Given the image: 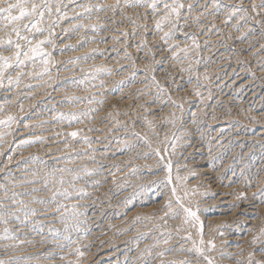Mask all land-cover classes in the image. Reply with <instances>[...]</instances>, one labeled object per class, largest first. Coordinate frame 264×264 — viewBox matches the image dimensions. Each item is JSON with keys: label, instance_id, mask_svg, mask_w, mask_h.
Segmentation results:
<instances>
[{"label": "rangeland", "instance_id": "374dc122", "mask_svg": "<svg viewBox=\"0 0 264 264\" xmlns=\"http://www.w3.org/2000/svg\"><path fill=\"white\" fill-rule=\"evenodd\" d=\"M115 2L116 0H110L109 4L108 0H49V3L53 7V15L51 17H48L47 14L45 15V20L42 22L43 24H41V26L45 28V32L39 35L40 37L46 36V39L51 38L53 40V44H44V46H47L49 47L48 49H50L44 52L50 53L52 56L55 52L69 54L73 48H80L81 46L88 47L89 44L95 42L105 45L104 48L92 50V52L89 50L87 54L85 53L81 56L68 58V60L64 62L53 60L48 65L43 64L42 60L50 59L52 56L36 57L34 60L27 59L25 60L24 64L19 66L16 65L15 61H13L12 63L14 65L4 72V86L0 88V115L4 116V114H7L5 115L6 118L10 114L12 116L14 115L16 118L14 124L26 122L31 116L47 117L48 115V117L53 118H49L50 121L48 124L53 126L62 125L64 127L65 125H69L73 122L85 124L89 123V129L93 130V134H95V132L97 134V130H99V132L98 136L94 137V139L88 138L86 140L82 139L81 136L72 138V136L68 133H63L64 135L61 134L64 136L62 144H66V148L60 149L59 146H56L53 147L51 151H45L46 147L44 146V148H40L41 152L38 149L44 144L42 141H32V143H22L17 145L16 141L18 139L16 134H6L2 139H0L2 140L0 141V204H3L4 210L7 211V215H5L4 218H8L7 224L0 222V259L8 260L10 257H13L16 264H47V261H49V256L58 257L59 255H65L66 253H69L71 256L75 255V261L72 264H91L88 259L89 254L93 251L92 248H95L94 245L97 240L99 238H103L104 242L108 243L110 246L113 245V247L116 248V253L114 255L116 264H145L144 261L147 260V257L148 264L149 262L150 264H154L155 261H158L157 264H161L160 258H157L158 256L155 257V255H157L159 252L165 251L166 248L168 249L169 247L175 249V247L172 246V244L174 245V241H176V239L181 240L185 238V232L187 234L186 229H182V227H176V229L180 228L182 230L177 232V230H174L173 226L169 224L170 221L175 220L171 218V213H182V210L179 208L180 205L174 201L176 197L174 198L172 195L173 193L171 192V189L176 188V191H178L175 193L177 194L175 196H178V193H180L181 198L183 197L182 203L184 206L191 207L194 209V211L198 210V215H202L204 217L209 216V212L211 211V208L205 207L207 202L210 203L212 199L218 197L217 194L215 195V193L214 195L213 193L210 195L206 193L208 197L205 196L206 194L202 196V194H200L198 191L201 189L200 186L203 185V180L202 178H198L199 182L196 183L195 187L190 189V196L188 197L187 195L185 198V193L187 192L186 185L188 181H193V175L191 176L189 173L192 172V168H199L200 163L202 162H205L206 166L210 167V170L213 173V175H211V172V174H205L206 176L203 175L205 180L213 179L212 182H217V184L219 183L221 187L225 185L226 187L222 188L231 190L232 192L230 191V194L232 193V195L235 194L234 190L237 187L240 188H237L239 190L244 189V187L245 189H250V187H254V184H259V191L257 190V193H254V196L251 195L250 198H255L257 196V200L256 198L254 200L257 201V203H264V126L262 125L264 124V70H261V63H264V49L261 48V45H264V35H261L259 26L255 25L254 21L244 23L239 18L232 19L231 21L224 23L225 18L227 21L228 13L231 11L230 8L223 7L219 11H215L212 7V4L210 3V0H199V6L194 8L192 15L196 16L203 12L204 14L200 16V23L197 24L193 22V20H189V26L183 27L182 31L177 32L173 39L170 40L167 45H165L161 41L160 37L164 32L169 31V27L165 24V27L163 26V31L157 32L155 29V20L158 18V16L151 14L150 9L123 8V12H121L120 9H117L115 12H113L111 9L106 7L107 5L114 4ZM169 2H171V0H169ZM219 2L223 5H232L239 3L240 0H219ZM255 2L259 3V0H255ZM120 3L123 7L124 0H120ZM184 3L185 5L188 3H196V0H184ZM243 3L245 7L247 6L250 8V0H243ZM204 4H208L209 6L206 10L202 7ZM86 6L90 7L91 10H86ZM100 6L105 7V10L100 12V10H98V7ZM55 8H59V12H57ZM160 8L162 10V5H160ZM78 9L82 10L80 14L75 12V10ZM145 12L148 13L147 18L144 17ZM62 14L63 16L68 14L64 16L67 19L64 17V19L60 18L62 17ZM128 17H131L135 23L129 22ZM53 20L58 21V23L53 28L54 35L49 37L47 29ZM24 23H28V21H24ZM141 23L143 25L145 24L146 28L139 27L142 25ZM181 24L183 25L184 21H181ZM79 25L85 26L78 27ZM238 27L239 30H237ZM8 31H10V29L7 31L0 30V37H4L6 39ZM134 32L139 34L133 35ZM125 33H127V35H124ZM186 33L195 34L197 42L199 43L198 49L192 47L193 41L190 38V35H185ZM24 34L28 35L30 38H36V35H38L37 33L33 34V32H27ZM12 38L14 40L16 39L14 35ZM144 40L147 41V47H145L143 51H138L137 44L143 43ZM21 44L23 48L25 46L24 50L27 51L28 45L23 41H21ZM59 44H62L61 47ZM171 45H179L180 47L170 51L169 49ZM185 48L189 50L187 53L183 51ZM11 51L13 52V50H9V52ZM149 52H151V54H149ZM174 56L176 57L175 59L173 58ZM99 58H103V61L109 62V64L106 65L107 68H102L101 66H92L90 68L81 67V65H87L89 63H93L92 65H94L97 63V59ZM89 60H93V62H90ZM197 61H199V63H197ZM80 62L82 63L80 64ZM112 63H116V65L109 67ZM45 67L49 69L47 73L44 71ZM188 67H191V71H181V69ZM26 68H33L32 71L34 73L32 72V75L25 74V71L27 70ZM15 71L19 73L16 75ZM242 74H244L248 80V83L242 85L243 87H239L238 84L240 83L234 81H237L236 79ZM7 75H15L13 83L9 84V82H7ZM153 76L155 77V81L158 82L160 86L164 87L166 91L158 93L156 83H154L152 80ZM204 76L207 77V79ZM258 78L261 80L259 81ZM17 80H19L18 84L16 83ZM35 81H38V83H35ZM259 82H262L263 84ZM24 88L26 91L23 90ZM30 89L31 91L39 89L40 95H27L26 93L27 91H30ZM197 92L201 93V95H196ZM251 95L254 96L252 97ZM127 98L131 99L130 103L132 104L122 106L120 102ZM177 104H181L183 107H176ZM102 108L110 110V112L108 111L109 114H105L104 117L98 119L96 117L97 113L103 110ZM254 118H257V120ZM173 121L175 122L174 124ZM42 124L45 125L46 123L39 122L37 124L31 125L30 132L36 131L39 125L41 126ZM6 127L7 126H0L1 133H7V131H5ZM261 131L262 133L258 134ZM18 132H21V130H18ZM133 133H137L139 135H133ZM174 137L177 139L174 140ZM173 143L175 145L174 148L172 146ZM28 148L35 149L26 158H20L22 155L21 153H25L27 150H29ZM81 148H83L84 151ZM92 151L94 152L92 153ZM157 151H159V155H157ZM104 152L106 153L104 154ZM161 156H163V160L160 159ZM9 157H11L10 160ZM19 159L21 161H19ZM167 161L172 163L171 182L173 183L169 182V171L165 167V165L168 163ZM181 162L185 164V166L183 164L184 167H188L190 165L188 169L190 170L188 171L189 173L186 172L187 174L182 176L178 174L181 170L177 168V166L180 164L182 165ZM225 162L227 165H225ZM130 167L132 170L129 169ZM190 167L192 168L190 169ZM86 168L88 172H91V175L84 171ZM174 170H176V172ZM10 171H13V173ZM25 173H32L34 176H37L42 180L48 178L44 185V189H46L45 191L48 193L46 198L35 196V192H42V190L34 192H26L23 190L22 186L30 185L31 182L26 184L27 181H25L26 179L24 176H20L19 178L15 176ZM68 174H72L73 179L76 177L74 181L72 178L68 177ZM179 176L183 178L184 182ZM178 177L180 179H176ZM61 181H63V183H61ZM182 182L184 184H182ZM246 183H248V185ZM79 184L85 188L82 190H86V192L82 191V195L86 194L83 196L85 198H89L88 200L90 201V204H86L85 208L78 206L77 208L72 209V211L64 210V204L66 201L64 199L66 196L63 193L69 194V192L73 191V189L77 190ZM5 187L8 189L7 193L4 191ZM95 188L96 190H94ZM232 188H234V190ZM193 190H196L195 195H193ZM12 192L16 195L13 196ZM164 196H167L168 198L164 202V206L162 205L163 207H165L166 203H169L168 201L173 198L170 201L172 203V211H170V215L164 219V221L167 220V222H164L161 219V217H164V215L162 216L164 208L160 209L158 207L159 209L156 208V211L154 209V211L148 213L150 215L144 214L140 211L144 207L152 205L153 202L158 204L160 201H162ZM160 197H162V199ZM193 198L196 200H193ZM247 198L249 197H246V199ZM14 199L17 201L14 206L7 205V201H13ZM137 199L139 201H137ZM242 199H245V197L241 198V200ZM40 201L44 202L41 203ZM61 201L63 205L60 203ZM53 202L56 203L58 209L56 213L57 215L55 216L56 222L51 225H47L49 223L36 221L35 214H37V212L35 210V206L33 205H51ZM235 202H238L236 197ZM129 209L135 211L136 215L131 217V219H133L129 220L127 223L117 224V218L124 211H130ZM137 210H139L142 214H140V212ZM214 210H216L215 212L218 211L216 214L221 215L222 206L218 205L214 208ZM136 211L138 213H136ZM0 214L4 215V212L0 211ZM147 216L151 220L147 218ZM257 216L258 215L254 214L251 219H258L259 216ZM233 221L235 220L231 219L222 223H218L220 226H215L213 224L215 227H212L213 225H204V227L208 226L207 228L205 227V229H208V232L203 227V236L206 238H216L221 232L224 235L230 233V236L238 235V232L240 234H244V227L241 225V223L237 224ZM111 225H114L115 227H112ZM118 226L120 227L119 229H117ZM263 226L264 224H261L260 229H264ZM25 227L27 229H25ZM189 227H191V225H189ZM239 227L240 229H238ZM5 228L9 230L8 235L14 236L17 239L4 240L2 236L5 234L3 230ZM256 228L258 229V227ZM232 231L233 233H236L233 234ZM99 232L102 233L100 234ZM209 232L211 235L208 234ZM132 233L134 235H132ZM182 234L184 235L183 237L180 236ZM110 235H112V239ZM103 236L105 238L108 236V238L105 239ZM123 236H125V238L122 240V242L120 239L123 238ZM253 236L262 239L264 235H261L259 231L255 232V235L253 234ZM165 239H169L168 241L170 243L168 242V244H165ZM197 240L198 242L200 240L199 233L197 235ZM147 241H149L150 244L145 245V242ZM4 242H7V244ZM2 244L5 245L3 246ZM11 244L15 245V247H9L7 248V251H5V246ZM30 244L32 245V248ZM260 244V242L257 243V245ZM133 245L136 246L134 247ZM77 248L85 253L83 257H80L76 253ZM120 248L122 250H120ZM260 248L261 247L258 249L260 250ZM146 249L149 251L151 250V255L149 254V251H145ZM214 252H216V250H214ZM172 253H165V256L163 257L164 261L165 259L166 261L169 259L178 260L181 255H184L185 258H194V262L199 260L195 252H192L191 255H189L187 252H180L177 250ZM212 254L213 251L210 253V255ZM140 257L142 260L139 259ZM222 258L226 259V257ZM180 259L182 260L184 258ZM139 261L140 263H138ZM200 263L202 264V261Z\"/></svg>", "mask_w": 264, "mask_h": 264}, {"label": "bare ground", "instance_id": "6f19581e", "mask_svg": "<svg viewBox=\"0 0 264 264\" xmlns=\"http://www.w3.org/2000/svg\"><path fill=\"white\" fill-rule=\"evenodd\" d=\"M88 1V0H87ZM106 1V0H105ZM112 1V0H111ZM4 2V0L3 1H0V3H3ZM248 2V1H247ZM94 3V2H93ZM110 3V0H108V4ZM99 4V3H98ZM107 4V3H106ZM80 6V5H79ZM57 7V6H56ZM209 7V6H208ZM247 7V6H246ZM76 8V7H75ZM94 8V7H93ZM56 9V8H55ZM107 9V8H106ZM82 10L81 9H78V10H75V12H77V13H79L80 14V12H81ZM54 12H56V11H54ZM101 12V11H100ZM96 13V12H95ZM152 14V13H151ZM65 15H68V14H65ZM64 15V16H65ZM85 15V14H84ZM63 16V14H62V17H60V18H63L64 17ZM94 16V15H93ZM142 16V15H141ZM101 17V16H100ZM121 17V16H120ZM64 18H66V17H64ZM63 18V19H64ZM155 18V17H154ZM214 18V17H213ZM67 19V18H66ZM153 19V18H152ZM218 19V18H217ZM222 19V18H221ZM220 19V20H221ZM224 19V18H223ZM236 19V18H235ZM61 20V19H60ZM80 20V19H79ZM82 20V19H81ZM219 20V19H218ZM238 20V19H237ZM54 21V20H53ZM156 21V20H155ZM224 21V20H223ZM222 21V22H223ZM242 21V20H241ZM78 22V21H77ZM105 22V21H104ZM107 22H108V20H107ZM154 22V21H153ZM226 22V18H225V21H224V23ZM239 22V21H238ZM52 23V22H51ZM62 23V22H61ZM66 23V22H65ZM71 23V22H70ZM74 23H76V22H74ZM74 23H73V25H74ZM235 23V22H234ZM237 23V22H236ZM43 24V23H42ZM60 24V23H59ZM142 24V23H141ZM86 25V24H85ZM84 25V26H85ZM101 25V24H100ZM107 25V24H106ZM143 25V24H142ZM145 25V24H144ZM240 25V24H239ZM44 26V25H43ZM109 26V25H108ZM150 26V25H149ZM119 27V26H118ZM165 27V26H164ZM234 27H236V26H234ZM66 28V27H65ZM70 28V27H69ZM63 29V28H62ZM142 29V28H141ZM210 29V28H209ZM143 30V29H142ZM242 31V30H241ZM2 32V31H1ZM143 32V31H142ZM148 32V31H147ZM162 32V31H161ZM1 34V33H0ZM34 34V33H33ZM36 34V33H35ZM47 34V33H46ZM114 34V33H113ZM144 34V33H143ZM39 35V34H38ZM38 35H36L37 37L36 38H34V39H32V45L33 46H35V44L38 42V41H40V40H46V36H41L40 37V35L38 36ZM63 35V34H62ZM89 35V34H88ZM209 35V34H208ZM33 36V35H32ZM153 36V35H152ZM239 36V35H238ZM7 37V36H6ZM62 37V36H61ZM106 37V36H105ZM60 38V37H59ZM75 39V38H74ZM91 39V38H90ZM138 39V38H137ZM158 39V38H157ZM236 39V38H235ZM211 40V39H210ZM142 41V40H141ZM218 41V40H217ZM65 42V41H64ZM68 42H70V41H68ZM105 44V43H104ZM175 44V43H174ZM228 44V43H227ZM60 45V44H59ZM62 45V44H61ZM61 45H60V47H61ZM218 45V44H217ZM248 45V44H247ZM104 46L105 45H101L100 43H98V42H95V43H91V44H89V46L88 47H78V48H73L71 51H70V53L68 54H64V53H59V52H55L54 54H53V56L50 58L51 59V61H53V60H55V61H67L68 60V58H71V57H76V56H81V55H84L85 53L87 54V52L89 51V50H91V52H92V50H97V49H103L104 48ZM249 46V45H248ZM218 47V46H217ZM24 48H25V46H24ZM49 47H47V46H44V45H42V49H43V51H46V50H50V49H48ZM55 50V49H54ZM59 50V49H58ZM192 50V49H191ZM256 50V49H255ZM254 50V51H255ZM100 52V51H99ZM207 52V51H206ZM2 53H3V55H5V56H9V55H12V51L11 52H9V50H3L2 51ZM235 53V52H234ZM107 55V54H106ZM136 55V54H135ZM227 55V54H226ZM252 55V54H251ZM254 56V55H253ZM23 57V56H22ZM21 57V58H22ZM248 57V56H247ZM24 58V57H23ZM22 58V59H23ZM105 58V57H104ZM179 58V57H178ZM106 59V58H105ZM192 59V58H191ZM263 59V58H262ZM24 60V59H23ZM27 60V59H26ZM104 59L102 58V59H97V63L96 64H94V65H92L93 63H89V64H87V65H84L83 64V66L81 65V67H92V66H101L102 68H107L106 67V65H108L109 64V62L108 61H103ZM109 60V59H108ZM90 62H93V60H89ZM72 63V62H71ZM82 62H80V64H81ZM122 64V63H121ZM124 64V63H123ZM131 64V63H130ZM138 64H140V63H138ZM14 65V64H13ZM116 65V63H112L109 67H112V66H115ZM119 65V64H118ZM226 65V64H225ZM224 65V66H225ZM228 66V65H227ZM94 68V67H93ZM114 68V67H113ZM141 68H143V67H141ZM145 68V67H144ZM10 69V68H9ZM27 69V68H26ZM25 69V70H26ZM227 69V68H226ZM24 70V71H25ZM33 70V68H29V69H27L26 71H25V74H27V75H32V71ZM71 70V69H70ZM86 70V69H85ZM88 70V69H87ZM90 70V69H89ZM114 70V69H113ZM18 71V70H17ZM17 71H15L16 72V75L19 73V72H17ZM68 71V70H67ZM75 71V70H74ZM94 71V70H93ZM130 71V70H129ZM42 72V71H41ZM62 72H64V71H62ZM126 72V71H125ZM128 72V71H127ZM218 72V71H217ZM262 72V71H261ZM34 73V72H33ZM108 73H109V71H108ZM119 73V72H118ZM123 73V72H122ZM220 73V72H219ZM239 73V72H238ZM250 73V72H249ZM59 74H60V72H59ZM125 74V73H124ZM26 75V76H27ZM34 75V74H33ZM39 75V74H38ZM51 75V74H50ZM55 75V74H54ZM74 75V74H73ZM79 75V74H78ZM93 75V74H92ZM253 75V74H252ZM8 76V75H7ZM117 76V75H116ZM250 76V75H249ZM262 76V75H261ZM16 77H18V76H16ZM58 77V76H57ZM66 77V76H65ZM205 77V76H204ZM232 77H233V75H232ZM252 77H254V76H252ZM15 78V75H9L8 77H7V82L9 81V79H11L12 81H13V79ZM45 78V77H44ZM47 78V77H46ZM112 78V77H111ZM118 78V77H117ZM227 78V77H226ZM230 78V77H229ZM256 78V77H255ZM261 78V77H260ZM260 78H258V80L260 81L261 79ZM87 79V78H86ZM233 79V78H232ZM235 79V78H234ZM253 79V78H252ZM186 80V79H185ZM204 80V79H203ZM237 81H234V82H238V83H240V84H238L239 85V87L241 86V87H243L242 85H245V84H247L248 83V80L246 79V77L244 76V74H242V75H240L239 76V78H237L236 79ZM86 81V80H85ZM106 81V80H105ZM116 81V80H115ZM255 81V80H254ZM34 82V81H33ZM54 82V81H53ZM108 82V81H107ZM233 82V81H232ZM35 83H38V81H35ZM42 83V82H41ZM94 83V82H93ZM250 83V82H249ZM259 83H261V84H263L262 82H259ZM33 84V83H32ZM91 84V83H90ZM232 84V83H231ZM255 84H256V82H255ZM36 85H38V84H36ZM51 85V84H50ZM252 85V84H251ZM258 85V84H257ZM68 86V85H67ZM236 86V85H235ZM249 86H250V84H249ZM33 87V86H32ZM36 87V86H35ZM41 87V86H40ZM104 87V86H103ZM246 87V86H245ZM256 87V86H255ZM51 88V87H50ZM91 88V87H90ZM260 88V87H259ZM33 89V88H32ZM85 89V88H84ZM138 89V88H137ZM186 89V88H185ZM236 89V88H235ZM264 89V88H263ZM262 89V90H263ZM18 90V89H17ZM21 90V89H20ZM19 90V91H20ZM24 91H26V89L24 88L23 89ZM93 90V89H92ZM145 90V89H144ZM239 90V89H238ZM248 90V89H247ZM39 89H37V90H35V91H31V89H30V91H27V95H31V94H36L35 96H39L40 94H39ZM77 91V90H76ZM124 91V90H123ZM129 91V90H128ZM146 91V90H145ZM199 91V90H198ZM264 91V90H263ZM67 93V92H66ZM71 93V92H70ZM86 93V92H85ZM90 93V92H89ZM134 93V92H133ZM213 93V92H212ZM254 93V92H253ZM261 93V92H260ZM22 94V93H21ZM24 94V93H23ZM64 94V93H63ZM78 94V93H77ZM252 94V93H251ZM264 94V93H263ZM20 95V94H19ZM136 95V94H135ZM256 95V94H255ZM44 96V95H43ZM43 96H41V97H43ZM59 96V95H58ZM252 96V95H251ZM254 96V95H253ZM252 96V97H253ZM8 97V96H7ZM115 97V96H114ZM256 97V96H255ZM40 98V97H39ZM45 98V97H44ZM43 98V99H44ZM87 98V97H86ZM118 98H120V97H118ZM156 98V97H155ZM227 98V97H226ZM264 98V97H263ZM104 99V98H103ZM110 99H112V98H110ZM133 99V98H132ZM147 99V98H146ZM191 99V98H190ZM1 100V99H0ZM5 100V99H4ZM28 100V99H27ZM200 100V99H199ZM79 101V100H78ZM94 101V100H93ZM137 101V100H136ZM141 101V100H140ZM146 101V100H145ZM228 101V100H227ZM251 101V100H250ZM82 102V101H81ZM109 102V101H108ZM112 102V101H111ZM116 102V101H115ZM131 102V99H123L120 103L122 104V106H127L128 104H132V103H130ZM15 103V102H14ZM26 103V102H25ZM55 103V102H54ZM53 103V104H54ZM151 103V102H150ZM160 103V102H159ZM248 103H249V101H248ZM56 104V103H55ZM81 104V103H80ZM103 104V103H102ZM116 104V103H115ZM261 104H262V102H261ZM79 105V104H78ZM87 105V104H86ZM108 105V104H107ZM138 105V104H137ZM247 105H249V104H247ZM25 106V105H24ZM100 106V105H99ZM114 106V105H113ZM120 106V105H119ZM264 106V105H263ZM262 106V107H263ZM57 107V106H56ZM86 107V106H85ZM84 107V108H85ZM91 107V106H90ZM10 108V107H9ZM37 108V107H36ZM62 108V107H61ZM92 108V107H91ZM142 108V107H141ZM258 108V107H257ZM78 109V108H77ZM103 109V108H102ZM242 109V108H241ZM244 109V108H243ZM32 110V109H31ZM44 110V109H43ZM92 110V109H91ZM116 110V109H115ZM144 110V109H143ZM70 111V110H69ZM71 111H73V110H71ZM98 111V110H97ZM108 111L110 112V110H107V109H103V110H101V111H99L98 113H97V118L98 119H100L101 117H104V115L105 114H109L108 113ZM112 111H113V109H112ZM131 111V110H130ZM129 111V112H130ZM18 112V111H17ZM30 112V111H29ZM41 112V111H40ZM66 112V111H65ZM263 112H264V110H263ZM262 112V113H263ZM82 113V112H81ZM41 114V113H40ZM46 114V113H45ZM44 114V115H45ZM60 114V113H59ZM117 114V113H116ZM5 115H7V114H4V116H2V115H0V120H5V119H7L6 117H5ZM11 115V114H10ZM34 115V114H33ZM68 115V114H67ZM73 115V114H72ZM227 115V114H226ZM14 116V115H13ZM78 116V115H77ZM143 116V115H142ZM255 116V115H254ZM55 117V116H54ZM146 117V116H145ZM263 117V116H262ZM49 118H51V117H48V115H47V117H38V116H35V117H33V116H31V117H29V119L26 121V122H20V123H13L12 125H11V129H9L8 127H6V130L5 131H7V133H11V135L12 134H16V136H17V141H16V143H17V145L19 144H22V143H24L25 141H42L44 144L41 146V147H39V149L38 150H40V148H44V146L46 147V149H45V151H51L52 149H53V147H56V146H59L60 147V149L61 148H66V144H62V140H63V137L64 136H62L61 134H63V133H68V134H70V133H72V132H77L78 133V135L77 136H81L82 137V139H90V138H93L94 139V137H97L98 136V132H99V130H97L98 132H97V134H96V132H95V134H93V130L92 129H89L90 128V124L89 123H75V122H73V123H70L69 125H65L64 127L61 125V126H56V125H51V124H48V122L50 121V119ZM59 118V117H58ZM51 119H53V118H51ZM56 119V118H55ZM83 119V118H82ZM105 119V118H104ZM123 119V118H122ZM125 119V118H124ZM143 119V118H142ZM254 119H256L257 120V118H254ZM253 119V120H254ZM127 120V119H126ZM140 120V119H139ZM144 120V119H143ZM219 120V119H218ZM225 120V119H224ZM252 120V121H253ZM84 121V120H83ZM122 121V120H121ZM134 121V120H133ZM18 122V121H17ZM39 122H45L46 124L45 125H39V127H38V129L36 130V131H32V132H30V126L31 125H33V124H37V123H39ZM97 122V121H96ZM258 122V121H257ZM108 123V122H107ZM222 123V122H221ZM106 124V123H105ZM126 124V123H125ZM223 124V123H222ZM257 124V123H256ZM262 124V123H261ZM123 125V124H122ZM134 125V124H133ZM221 125V124H220ZM263 126H264V124H262ZM6 126V125H5ZM106 126V125H105ZM256 126V125H255ZM260 126V125H259ZM16 127V128H15ZM115 127V126H114ZM122 127V126H121ZM125 127V126H124ZM225 127V126H224ZM253 127V126H252ZM251 127V128H252ZM88 128V129H87ZM96 128V127H95ZM101 128V127H100ZM105 128V127H104ZM226 128V127H225ZM234 128V127H233ZM238 128V127H237ZM262 128V127H261ZM2 129V128H1ZM86 129V130H85ZM144 129V128H143ZM259 129V128H258ZM263 129V128H262ZM18 130L20 131L21 130V132H18ZM85 130V131H84ZM167 130V129H166ZM217 130V129H216ZM222 130V129H221ZM95 131H96V129H95ZM114 131V130H113ZM188 131V130H187ZM220 131V130H219ZM223 131V130H222ZM263 131V130H262ZM262 131L261 132H259L258 134H261L262 133ZM15 132V133H14ZM138 132V131H137ZM0 133H1V131H0ZM28 133V134H27ZM110 133V132H109ZM31 134V135H30ZM188 134V133H187ZM218 134V133H217ZM64 135V134H63ZM146 135V134H145ZM216 135V134H215ZM222 135V134H221ZM256 135V134H255ZM101 136V135H100ZM110 136V135H109ZM218 136V135H217ZM264 136V135H263ZM80 137V138H81ZM220 137V136H219ZM234 137V136H233ZM73 138V137H72ZM146 138V137H145ZM168 138V137H167ZM171 138V137H170ZM241 138V137H240ZM100 139V138H99ZM164 139V138H163ZM214 139V138H213ZM215 139H218V138H215ZM235 139H236V137H235ZM252 139H253V137H252ZM260 139V138H259ZM220 140V139H219ZM225 140V139H224ZM0 141H2V140H0ZM218 141V140H217ZM230 141V140H229ZM233 141V140H232ZM247 141H249V140H247ZM258 141V140H257ZM221 142V141H220ZM228 142V141H227ZM231 142V141H230ZM229 142V143H230ZM251 142V141H250ZM154 143V142H153ZM238 143V142H237ZM236 143V144H237ZM155 144V143H154ZM194 144V143H193ZM228 144V143H227ZM8 145V144H7ZM80 145V144H79ZM78 145V146H79ZM82 145V144H81ZM204 145V144H203ZM217 145V144H216ZM91 146V145H90ZM6 147V146H5ZM81 147V146H80ZM93 147H95V146H93ZM116 147V146H115ZM140 147V146H139ZM37 148V147H36ZM89 148V147H88ZM103 148H105V147H103ZM121 148V147H120ZM141 148V147H140ZM154 148V147H153ZM158 148V147H157ZM197 148V147H196ZM1 149V148H0ZM7 149V148H6ZM29 149V148H28ZM35 148H32V149H29V150H27L25 153H21L22 155H21V157L20 158H26L27 156H29L32 152H33V150H34ZM82 150H83V148H81ZM85 149H87V148H85ZM94 149V148H93ZM106 149H107V147H106ZM187 149V148H186ZM209 149V148H208ZM44 150V149H43ZM95 150V149H94ZM196 150V149H195ZM194 150V151H195ZM37 151V150H36ZM84 151V150H83ZM82 151V152H83ZM178 151V150H177ZM191 151H192V149H191ZM3 152V151H2ZM40 152H41V150H40ZM56 152V151H55ZM75 152V151H74ZM94 151H92V153H93ZM102 152V151H101ZM109 152V151H108ZM190 152V151H189ZM200 152V151H199ZM214 152H217V151H214ZM249 152V151H248ZM19 153V152H18ZM27 153V154H26ZM106 152H104V154H105ZM226 153V152H225ZM263 153V152H262ZM135 154V153H134ZM193 154V153H192ZM213 154V153H212ZM211 154V155H212ZM18 155V154H17ZM37 155V154H36ZM56 155H58V154H56ZM19 156V155H18ZM44 156V155H43ZM131 156V155H130ZM187 156V155H186ZM207 156H209V155H207ZM206 156V157H207ZM258 156V155H257ZM264 156V155H263ZM31 157V156H30ZM195 157V156H194ZM212 157V156H211ZM262 157V156H261ZM48 158V157H47ZM52 158H54V157H52ZM51 158V159H52ZM83 158V157H82ZM191 158V157H190ZM208 158V157H207ZM213 158V157H212ZM251 158V157H250ZM5 159V158H4ZM32 159V158H31ZM35 159V158H34ZM49 159V158H48ZM50 159V160H51ZM26 160V159H25ZM84 160V159H83ZM98 160V159H97ZM122 160V159H121ZM154 160V159H153ZM183 160H185V159H183ZM200 160H202V159H200ZM205 160V159H204ZM14 161V160H13ZM19 161H21L20 159H19ZM100 161H101V159H100ZM142 161V160H141ZM196 161V160H195ZM199 161V160H198ZM197 161V162H198ZM227 161V160H226ZM228 161H229V159H228ZM16 162V161H15ZM84 162V161H83ZM136 162V161H135ZM159 162V161H158ZM165 162V161H164ZM168 162V161H167ZM177 162V161H176ZM175 162V163H176ZM185 162V161H184ZM210 162V161H209ZM21 163V162H20ZM51 163V162H50ZM98 163V162H97ZM182 163V165L180 164L179 166H177V168L178 169H180L181 171L178 173L179 175H184V174H187L186 172H188V171H190V170H188L189 169V166L188 167H184L185 166V164L183 163V162H181ZM198 163H200V162H198ZM24 164V163H23ZM92 164V163H91ZM90 164V165H91ZM158 164V163H157ZM172 164V163H171ZM183 164H184V166H183ZM187 164H189V163H187ZM197 164V163H196ZM208 164V163H207ZM213 164V163H212ZM224 164V163H223ZM14 165V164H13ZM64 165V164H63ZM93 165V164H92ZM130 165V164H129ZM138 165H140V164H138ZM154 165V164H153ZM162 165V164H161ZM165 165V164H164ZM163 165V166H164ZM175 165V164H174ZM198 165V164H197ZM209 165V164H208ZM225 165H227L226 164V162H225ZM22 166V165H21ZM24 166V165H23ZM77 166V165H76ZM88 166V165H87ZM125 166V165H124ZM187 166V165H186ZM194 166V165H193ZM35 167V166H34ZM68 167H69V165H68ZM81 167V166H80ZM94 167V166H93ZM99 167V166H98ZM142 167V166H141ZM27 168V167H26ZM91 168V167H90ZM106 168V167H105ZM165 168V167H164ZM192 167H190V169H191ZM215 168V167H214ZM218 168V167H217ZM223 168V167H222ZM226 168V167H225ZM243 168V167H242ZM13 169V168H12ZM24 169V168H23ZM31 169V168H30ZM36 169V168H35ZM54 169V168H53ZM87 169V168H86ZM129 169H131V167L129 168ZM129 169H127V170H129ZM139 169V168H138ZM176 169V168H175ZM221 169V168H220ZM18 170V169H17ZM16 170V171H17ZM56 170H57V168H56ZM116 170V169H115ZM120 170V169H119ZM132 170V169H131ZM177 170V169H176ZM176 170H174L175 172H176ZM14 171H15V169H14ZM85 171V170H84ZM137 171V170H136ZM163 171H164V169H163ZM166 171V170H165ZM224 171V170H223ZM10 172H12L13 173V171H10ZM100 172V171H99ZM135 172V171H134ZM168 172V171H167ZM211 172V170H210V167H207L206 166V163L205 162H202V163H200V166H199V168H195V169H193L192 168V172H188L189 173V175H193V181H188V183H187V188H186V190H187V195H188V197L190 196V193H191V190L190 189H192L193 187H195V185H196V183L197 182H199V180H198V178L200 179V178H202V180H203V185L202 186H200V188L201 189H199L198 187H196V188H198L199 189V193L200 194H202V196L204 195V194H212L213 193V195H214V193H215V195L217 194V198H214V199H212V201H210L209 199V201H210V203H208L207 201V205L205 206L206 208H211V211L209 212V216H207V217H204V216H199V218H200V222H202V224H203V226L204 225H218V226H220L218 223H222V222H225V221H227V220H231V219H234L235 221H233V222H235V223H241V225L244 227L243 228V231H245V233L243 234V233H239L238 232V235H235V236H230V233L229 234H226V235H224V234H222V232L221 233H219V235H217V237L215 238H206L205 236H203V239L205 240V242L207 243V241H209V240H212V241H214L215 242V245H216V248H215V250H216V252H214L213 251V254L211 255L213 258H214V260L216 261V264H236V261L237 260H243V261H245L246 262V260H247V256H248V253L249 252H252V253H254V259H257V260H259V259H264V256H262L261 255V248H264V236L262 237V239H259V242L261 243L260 245H257V244H255V245H253V244H251V241H252V239H253V234L255 235V232H259L260 231V233H261V224H264V203H262V202H259V203H257V201H255L254 199L257 197L256 195V197L255 198H250V196L251 195H253L254 193H257L256 191L258 190V187H259V184H257V185H255L254 184V187L252 188V187H250V189H245V187H244V189H241V190H239L240 188L239 187H237V188H239V189H237V188H235V190H234V188H232L233 190H234V192H235V194L234 195H232V193L230 194V191L231 190H226L225 188H222V187H226L225 185L224 186H220L219 185V183L217 184V182H212V180H210V179H206L205 180V178H203V175H205V174H207L208 175V173L209 174H211L210 173ZM222 172V171H221ZM258 172V171H257ZM260 172V171H259ZM9 173V172H8ZM44 173V172H43ZM165 173V172H164ZM218 173V172H217ZM240 173V172H239ZM247 173V172H246ZM50 174V173H49ZM60 174V173H59ZM73 174V173H72ZM72 174H68V177L69 178H72L73 179V175ZM102 174V173H101ZM177 174V175H178ZM37 175V174H36ZM51 175V174H50ZM103 175V174H102ZM108 175V174H107ZM113 175V174H112ZM161 175V174H160ZM168 175H169V172H168ZM168 175H165V176H168ZM211 175H213V173L211 174ZM20 176H24V178L26 179L25 181H27L26 182V184H28V182L30 183V185H25V186H22V188H23V190L24 191H32V192H34V190L35 191H39V190H42V192H38V193H36L35 192V196H38V197H47V195H48V193H46V189H44V185H45V183L47 182V180H48V178L47 179H45V180H42V179H39L37 176H34L32 173H30V174H27V173H25V174H22V175H16L15 177H20ZM54 176V175H53ZM77 176V175H76ZM80 176V175H79ZM106 176V175H105ZM164 176V175H163ZM172 176V175H171ZM175 176H176V174H175ZM186 176H188V175H186ZM206 176V175H205ZM57 177V176H56ZM75 177V176H74ZM110 177V176H109ZM180 177V176H179ZM233 177V176H232ZM261 177V176H260ZM54 178V177H53ZM76 178V177H75ZM74 178V179H75ZM113 178V177H112ZM115 178V177H114ZM181 178V177H180ZM215 178V177H214ZM216 178H217V176H216ZM258 178V177H257ZM22 179V178H21ZM20 179V180H21ZM52 179V178H51ZM59 179V178H58ZM74 179H73V181H74ZM163 179V178H162ZM168 179V178H167ZM177 179V178H176ZM182 179V181L184 182V180H183V178H181ZM185 179H186V177H185ZM247 179V178H246ZM245 179V180H246ZM263 179V178H262ZM62 180V179H61ZM145 180V179H144ZM217 180V179H216ZM249 180V179H248ZM258 180V179H257ZM264 180V179H263ZM3 181V180H2ZM15 181V180H14ZM24 181V180H23ZM24 181V182H25ZM72 181V180H71ZM70 181V182H71ZM94 181V180H93ZM110 181V180H109ZM148 181V180H147ZM178 181V180H177ZM187 181V180H186ZM230 181H231V179H230ZM233 181V180H232ZM256 181V180H255ZM260 181V180H259ZM259 181H257V182H259ZM22 182V181H21ZM54 182V181H53ZM60 182V181H59ZM76 182V181H75ZM81 182V181H80ZM133 182V181H132ZM182 182V184H184ZM228 182H229V180H228ZM244 182V181H243ZM243 182H242V184H243ZM254 182V181H253ZM262 182V181H261ZM82 183V182H81ZM170 183H173V182H170ZM179 183V182H178ZM202 183V182H201ZM200 183V184H201ZM236 183V182H235ZM240 183V182H239ZM52 184V183H51ZM71 184V183H70ZM86 184H88V183H86ZM110 184H111V182H110ZM167 184V183H166ZM225 184V183H224ZM247 185H248V183H246ZM251 184V183H250ZM53 185V184H52ZM77 185V184H76ZM80 185V184H79ZM78 185V188H77V190H79V191H77V190H74L73 189V191H70L69 192V194L65 197V199L64 200H66L65 201V206H64V210H71L72 211V209H75V208H77L78 206H82V207H84L85 208V206H86V204H88L90 201L88 200L89 198H85L84 196L86 195H82V191H85L86 192V190H82L84 187H82L81 185L79 186ZM97 185V184H96ZM115 185H117V184H115ZM132 185V184H131ZM239 185V184H238ZM17 186H19V185H17ZM85 186V185H84ZM138 186V185H137ZM158 186V185H157ZM178 186V185H177ZM243 186V185H242ZM246 186V185H245ZM262 186V185H261ZM21 187V186H20ZM19 187V188H20ZM59 187V186H58ZM91 187H92V185H91ZM103 187V186H102ZM185 187V186H184ZM232 187V186H231ZM234 187V186H233ZM236 187V186H235ZM264 187V186H263ZM14 188V187H13ZM65 188V187H64ZM75 188V187H74ZM94 188V187H93ZM177 188H179V187H177ZM242 188V187H241ZM248 188V187H247ZM18 189V188H17ZM85 189V188H84ZM152 189V188H151ZM156 189V188H155ZM164 189V188H163ZM181 189V188H180ZM55 190V189H54ZM60 190H62V189H60ZM82 190V191H81ZM94 190H96V188L94 189ZM94 190H92V191H94ZM104 190V189H103ZM118 190V189H117ZM131 190V189H130ZM175 190H176V188H175ZM185 190V191H186ZM19 191V190H18ZM89 191V190H88ZM120 191V190H119ZM259 191V190H258ZM0 192H1V190H0ZM64 192V191H63ZM65 192H67V191H65ZM136 192V191H135ZM171 192H172V189H171ZM178 191H176L175 193H177ZM195 192H196V190H195ZM232 192V191H231ZM13 193V192H12ZM57 193V192H56ZM81 193V194H80ZM90 193V192H89ZM93 193V192H92ZM103 193V192H102ZM108 193V192H107ZM151 193H153V192H151ZM173 193V192H172ZM259 193V192H258ZM261 193V192H260ZM9 194V193H8ZM18 194V193H17ZM22 194V193H21ZM31 194H33V193H31ZM64 194V193H63ZM88 194V193H87ZM156 194V193H155ZM179 195L178 196H180L181 197V195H180V193H178ZM207 194L205 195V196H207ZM242 194H243V196H242ZM264 194V193H263ZM1 195V194H0ZM60 195V194H59ZM82 195V196H81ZM122 195V194H121ZM120 195V196H121ZM124 195V194H123ZM145 195V194H144ZM153 195V194H152ZM163 195V194H162ZM166 195V194H165ZM171 195V194H170ZM173 195V194H172ZM175 195H177V194H175ZM175 195H173L174 196V198L175 197H177V196H175ZM192 195V194H191ZM197 195V194H196ZM61 196H62V194H61ZM157 196V195H156ZM155 196V197H156ZM169 196V195H168ZM193 196V195H192ZM254 196V195H253ZM252 196V197H253ZM258 196H259V194H258ZM261 196V195H260ZM128 197V196H127ZM134 197V196H133ZM158 197V196H157ZM156 197V198H157ZM172 197V196H171ZM171 197H169V198H171ZM195 197H197V196H195ZM208 197V196H207ZM235 197L237 198V201L238 202H235ZM244 197H249V198H245V199H242L241 200V198H244ZM54 198V197H53ZM94 198V197H93ZM123 198V197H122ZM126 198V197H125ZM161 199H162V197H160ZM159 198V199H160ZM168 197L167 196H164L163 197V199H162V201H158L159 203L158 204H155L154 202H153V204L152 205H150V206H147V207H142L141 209L142 210H140L142 213H144V214H148V213H151L152 211H154V209H155V211H156V208H160V209H163L164 211H163V214H162V216L165 214V212H170V211H172V209H166L165 210V207H163L164 206V202L166 201V199H167ZM183 198V197H182ZM185 198H186V196H185ZM184 198V199H185ZM202 198V197H201ZM260 198V197H259ZM259 198H258V200H259ZM263 198V197H262ZM9 199V198H8ZM24 199V198H23ZM55 199V198H54ZM131 199H134V198H131ZM152 199V198H151ZM158 199V198H157ZM173 199V198H172ZM171 199V200H172ZM189 199V198H188ZM187 199V200H188ZM195 198H193V200H194ZM211 199V198H210ZM12 200V199H11ZM25 200V199H24ZM63 200V199H62ZM95 200V199H94ZM118 200V199H117ZM121 200V199H120ZM119 200V201H120ZM124 200V199H123ZM128 200V199H127ZM126 200V201H127ZM141 200V199H140ZM149 200V199H148ZM169 200V199H168ZM170 200V201H171ZM186 200V199H185ZM184 200V201H185ZM196 200V199H195ZM205 200V199H204ZM256 200H257V198H256ZM20 201V200H19ZM23 201V200H22ZM35 201V200H34ZM38 201V200H37ZM60 201V200H59ZM114 201V200H113ZM133 201V200H132ZM137 201H139L138 199H137ZM136 201V202H137ZM147 201V200H146ZM170 201H168V202H170ZM174 201H176V198H175V200ZM261 201V200H260ZM264 201V200H263ZM6 202V201H5ZM8 203H7V205H15L16 204V202L17 201H15V199L13 200V201H7ZM46 202V201H45ZM95 202V201H94ZM124 202V201H123ZM142 202V201H141ZM203 202V201H202ZM205 202V203H206ZM61 204H62V201L60 202ZM97 203V202H96ZM106 203V202H105ZM119 203V202H118ZM139 203V202H138ZM196 203V202H195ZM48 204H49V202H48ZM90 204V203H89ZM101 204V203H100ZM109 204V203H108ZM107 204V205H108ZM112 204V203H111ZM142 204V203H141ZM167 204V203H166ZM176 204V203H175ZM186 204V203H185ZM199 204H201V203H199ZM22 205V204H21ZM28 205V204H27ZM63 205V204H62ZM94 205V204H93ZM96 205V204H95ZM113 205V204H112ZM115 205V204H114ZM123 205V204H122ZM143 205V204H142ZM163 205V206H162ZM174 205V204H173ZM177 205V204H176ZM175 205V206H176ZM189 205V204H188ZM193 205V204H192ZM198 205V204H197ZM218 205H220V206H222V210H221V215H218V214H216L217 212H215L216 210H214V208L216 207V206H218ZM233 205V206H232ZM33 206H35V210H36V212H37V214H35L36 215V217H35V220L36 221H39V222H43V223H49V224H47V225H51V224H53L54 222H56V220H55V216L57 215L56 213H57V205H56V203H54L53 202V204H51V205H46V204H44V205H40V204H35V205H33ZM73 206H75V207H73ZM30 207V206H29ZM59 207V206H58ZM65 207H67V208H65ZM81 207V208H82ZM98 207V206H97ZM134 207V206H133ZM136 207V206H135ZM196 207V206H195ZM205 207H204V209H205ZM104 208V207H103ZM106 208V207H105ZM109 208H111V207H109ZM125 208V207H124ZM139 208V207H138ZM137 208V209H138ZM158 208V209H159ZM180 208V207H179ZM178 208V209H179ZM194 208V207H193ZM198 208V207H197ZM15 209V208H14ZM219 209V208H218ZM31 210V209H30ZM34 210V209H33ZM88 210V209H87ZM101 210H102V208H101ZM110 210V209H109ZM122 210V209H121ZM130 210V209H129ZM135 210H136V208H135ZM194 210V209H193ZM11 211V210H10ZM19 211V210H18ZM92 211V210H91ZM91 211H89V212H91ZM108 211V210H107ZM137 211H139V210H137ZM136 211V213H138ZM139 211V212H140ZM176 211V210H175ZM180 211V210H179ZM7 212V211H6ZM35 212V213H36ZM70 212V211H69ZM83 212V211H82ZM140 212V214H142ZM32 213V212H31ZM78 213V212H77ZM155 213V212H154ZM205 213V212H204ZM59 214V213H58ZM118 214V213H117ZM139 214V215H140ZM153 214V213H152ZM158 214V213H157ZM206 214V213H205ZM254 214H256V215H258L257 217H258V219H255V220H253V219H251L252 218V216L254 215ZM1 215V214H0ZM90 215V214H89ZM134 215H136L135 214V211L133 210H130V211H124L118 218H117V221H116V223L118 224H120V223H127V222H129V220H132L131 219V217H134ZM148 215H150V214H148ZM94 216H96V215H94ZM118 216V215H117ZM116 216V217H117ZM141 216V215H140ZM146 216V215H145ZM183 216H184V214H183V212L178 216V218H176L175 220H173V221H170L169 222V224L171 225V226H173V228H174V230H177L176 229V227H182V229L184 228V229H186L187 230V234H186V232H185V235L187 236L188 234H191V236H192V240H195L196 242H197V244L199 243L198 242V240H197V235H198V231H199V226H197V227H189V225L190 224H185V223H183ZM31 217V216H30ZM137 217V216H136ZM139 217V216H138ZM15 218V217H14ZM19 218V217H18ZM70 218V217H69ZM90 218V217H89ZM95 218V217H94ZM115 218V217H114ZM142 218H143V216H142ZM147 218H149L148 216H147ZM203 218V219H202ZM8 219V218H7ZM27 219V218H26ZM30 219V218H29ZM33 219V218H32ZM79 219V218H78ZM135 219V218H134ZM138 219V218H137ZM136 219V220H137ZM150 219V218H149ZM170 219V218H169ZM87 220V219H86ZM98 220H99V216H98ZM143 220V219H142ZM146 220V219H145ZM151 220V219H150ZM149 220V221H150ZM59 221V220H58ZM109 221V220H108ZM164 221V220H163ZM166 222H167V220H165ZM164 221V222H165ZM106 222V221H105ZM138 222V221H137ZM158 222V221H157ZM232 222V223H233ZM114 223H115V221H114ZM228 223V222H227ZM11 224V223H10ZM25 224H27V223H25ZM108 224H111V223H108ZM134 224V223H133ZM136 224V223H135ZM141 224V223H140ZM155 224V223H154ZM157 224V223H156ZM168 224V223H167ZM168 224V225H169ZM32 225V224H31ZM38 225V224H37ZM41 225V224H40ZM106 225V224H105ZM145 225H148V224H145ZM161 225V224H160ZM212 226V227H215V226ZM225 225H227V224H225ZM231 225V224H230ZM99 226V225H98ZM112 226V225H111ZM114 226V225H113ZM112 226V227H113ZM134 226V225H133ZM132 226V227H133ZM137 226V225H136ZM240 226V225H239ZM241 226V227H242ZM49 227V226H48ZM53 227H54V225H53ZM107 227V226H106ZM110 227V226H109ZM115 227V226H114ZM122 227H125V226H122ZM148 227V226H147ZM165 227V226H164ZM206 227V226H205ZM205 227H204V229H205ZM208 227V226H207ZM206 227V228H207ZM212 227H211V229H212ZM222 227V226H221ZM256 227H258V229L256 228ZM264 227V226H263ZM262 227V228H263ZM22 228V227H21ZM99 228V227H98ZM120 227L118 226V228L117 229H119ZM170 228V227H169ZM172 228V227H171ZM23 229V228H22ZM25 229H27L26 227H25ZM53 229V228H52ZM101 229V228H100ZM125 229V228H124ZM152 229V228H151ZM166 229V228H165ZM164 229V230H165ZM215 229V228H214ZM218 229V228H217ZM223 229V228H222ZM233 229V228H232ZM238 229H240V227L238 228ZM4 230V229H3ZM54 230V229H53ZM90 230V229H89ZM135 230H136V228H135ZM141 230V229H140ZM147 230V229H146ZM166 230H168V229H166ZM205 230H207V232H208V229H205ZM216 230V229H215ZM221 230V229H220ZM219 230V231H220ZM112 231V230H111ZM120 231V230H119ZM129 231V230H128ZM160 231V230H159ZM182 231V230H181ZM210 231V230H209ZM214 231V230H213ZM240 231V230H239ZM97 232V231H96ZM131 232V231H130ZM139 232V231H138ZM143 232V231H142ZM146 232V231H145ZM164 232V231H163ZM178 232V231H177ZM9 233V232H8ZM45 233V232H44ZM100 234L102 233V232H99ZM114 233V232H113ZM144 233V232H143ZM152 233V232H151ZM174 233V232H173ZM176 233V232H175ZM204 233V232H203ZM212 233V232H211ZM232 233H233V231H232ZM234 233H236V232H234ZM233 233V234H234ZM4 234V233H3ZM92 234V233H91ZM153 234V233H152ZM163 234V233H162ZM208 234H210V232L208 233ZM207 234V235H208ZM217 234V233H216ZM5 235V234H4ZM21 235V234H20ZM89 235V234H88ZM94 235V234H93ZM127 235V234H126ZM132 235H134L133 233H132ZM179 235V234H178ZM204 235V234H203ZM211 235V234H210ZM214 235H215V233H214ZM114 236V235H113ZM115 236H116V234H115ZM144 236V235H143ZM152 236V235H151ZM174 236V235H173ZM172 236V237H173ZM176 236V235H175ZM180 236H184L183 234L182 235H180ZM253 236V237H252ZM3 237V236H2ZM20 237V236H19ZM79 237V236H78ZM101 237V236H100ZM104 237V236H103ZM110 237H111V239H112V235H110ZM122 237V236H121ZM132 237V236H131ZM161 237V236H160ZM199 237V236H198ZM258 237H259V235H258ZM40 238V237H39ZM92 238V237H91ZM105 238V237H104ZM106 238H108V236L106 237ZM105 238V239H106ZM114 238V237H113ZM124 238H125V236H123V238H121L120 240L122 241V240H124ZM129 238H130V236H129ZM139 238V237H138ZM157 238V237H156ZM17 239V238H16ZM64 239V238H63ZM75 239V238H74ZM90 239V238H89ZM98 239V238H97ZM116 239V238H115ZM158 239H160V238H158ZM162 239V238H161ZM35 240H37V239H35ZM48 240V239H47ZM51 240H52V238H51ZM87 240V239H86ZM94 240H96V239H94ZM130 240V239H129ZM136 240V239H135ZM146 240V239H145ZM152 240V239H151ZM166 240V239H165ZM169 240V239H168ZM44 241V240H43ZM49 241V240H48ZM116 241V240H115ZM121 241H119V242H121ZM127 241V240H126ZM126 241H124V242H126ZM132 241V240H131ZM134 241V240H133ZM159 241V240H158ZM25 242H27V241H25ZM25 242H23V243H25ZM30 242V241H29ZM42 242V241H41ZM54 242H56V241H54ZM57 242H59V241H57ZM62 242V241H61ZM89 242V241H88ZM116 242H118V241H116ZM123 242V241H122ZM137 242V241H136ZM162 242V241H161ZM160 242V243H161ZM258 242V243H259ZM5 243V242H4ZM11 243V242H10ZM50 243V242H49ZM110 243V242H109ZM159 243V242H158ZM157 243V244H158ZM170 243V242H169ZM5 244H7V242L5 243ZM5 244H2L3 246L5 245ZM17 244V243H16ZM66 244V243H65ZM113 244H115V243H113ZM120 244V243H119ZM127 244V243H126ZM136 244V243H135ZM147 244H150V242L149 241H147V242H145V245H147ZM154 244V243H153ZM168 244V243H167ZM12 245V244H11ZM18 245H20V244H18ZM31 245V244H30ZM40 245H44V244H40ZM137 245V244H136ZM136 245H133L134 247L136 246ZM152 245V244H151ZM158 245H160V244H158ZM24 246H26V245H24ZM79 246V245H78ZM95 248H92V252L89 254V257H88V259H89V261H90V263L91 264H116V261H115V253H116V248L115 247H113V245L112 246H110L108 243H106V242H104L103 241V238H99L98 240H97V242L95 243ZM123 246V245H122ZM128 246V245H127ZM144 246V245H143ZM155 246V245H154ZM164 246H166V245H164ZM163 246V247H164ZM172 246H174L175 247V249L177 250V251H179L178 249L180 248V247H183V248H185V249H192L193 248V244H192V241H190V240H186L185 238H183V239H179V240H177L176 239V241H174V245L172 244ZM20 247V246H19ZM21 247H23V246H21ZM39 247V246H38ZM46 247H47V245H46ZM76 247V246H75ZM75 247H74V249H75ZM126 247V246H125ZM133 247V248H134ZM259 247H261L260 248V250L258 249ZM31 248H32V245H31ZM41 248V247H40ZM40 248H38V249H40ZM54 248H56V247H54ZM123 248V247H122ZM157 248V247H156ZM160 248V247H159ZM170 248V247H169ZM71 249H73V248H71ZM132 249V248H131ZM151 249H152V247H151ZM167 249V248H166ZM1 250H3V249H1ZM35 250V249H34ZM42 250V249H41ZM45 250V249H44ZM43 250V251H44ZM120 250H122L121 248H120ZM127 250V249H126ZM162 250V249H161ZM12 251V250H11ZM25 251V250H24ZM38 251V250H37ZM67 251V250H66ZM142 251H143V249H142ZM142 251H140V252H142ZM151 251V250H150ZM150 251H149V254H150ZM157 251V250H156ZM217 251H219V252H217ZM31 252V251H30ZM36 252V251H35ZM40 252H42V251H40ZM50 252H51V250H50ZM117 252H118V250H117ZM139 252V251H138ZM138 252H136V253H138ZM148 252V251H147ZM194 252V251H193ZM241 252H243V255H241ZM9 253V252H8ZM18 253V252H17ZM16 253V254H17ZM32 253H33V251H32ZM72 253V252H71ZM153 253V252H152ZM167 253V252H166ZM221 253H224L225 254V256H223V257H226V259H224V258H222V256L220 255ZM2 254V253H1ZM16 254H15V256H16ZM39 254V253H38ZM53 254V253H52ZM51 254V255H52ZM60 254V253H59ZM63 254V253H62ZM125 254H126V252H125ZM173 254V253H172ZM178 254V253H177ZM228 254V255H227ZM229 254H230V256L232 257V258H229ZM10 255V254H9ZM21 255V254H20ZM54 255V254H53ZM138 255V254H137ZM140 255V254H139ZM143 255H146V254H143ZM142 255V256H143ZM151 255V254H150ZM14 256V255H13ZM18 256V255H17ZM39 256V255H38ZM75 255H73V256H71V254L69 255V253H66L65 255H59L58 257H55V256H49L48 258H49V261H47V264H69V262H72V263H74V261H75V257H74ZM125 256V255H124ZM133 256V255H132ZM135 256V255H134ZM148 256V255H147ZM157 255H155V257H156ZM19 257V256H18ZM17 257V258H18ZM25 257V256H24ZM40 257H41V255H40ZM129 257V256H128ZM167 257V256H166ZM165 257V258H166ZM178 257V256H177ZM6 258V257H5ZM8 258V257H7ZM11 258V257H10ZM13 258V257H12ZM122 258V257H121ZM120 258V259H121ZM130 258V257H129ZM158 258V257H157ZM171 258V257H170ZM176 258V257H175ZM180 258H185V256L184 255H181V257H179L178 258V260L180 259ZM190 258V257H189ZM32 259V258H31ZM116 259H118V258H116ZM119 259V260H120ZM139 259H141V257L139 258ZM164 259V258H163ZM190 259H192V257L190 258ZM194 259V258H193ZM199 259V258H198ZM197 259V260H198ZM25 260V259H24ZM41 260H42V258H41ZM48 260V259H47ZM125 260V259H124ZM123 260V261H124ZM134 260V259H133ZM142 260V259H141ZM147 260H148V257H147ZM146 260V261H147ZM154 260V259H153ZM152 260V261H153ZM170 260V259H169ZM181 260V259H180ZM118 261V260H117ZM128 261V260H127ZM165 261H166V259H165ZM18 262V261H17ZM36 262H38V261H36ZM43 262V261H42ZM145 262V261H144ZM157 262L158 261H155V263L154 264H157ZM196 262V261H195ZM46 263V262H45ZM76 263V262H75ZM81 263V262H80ZM123 263V262H122ZM138 263H140V261L138 262ZM35 264V263H34ZM44 264V263H43ZM149 264H150V262H149ZM159 264V263H158ZM201 264V263H200Z\"/></svg>", "mask_w": 264, "mask_h": 264}, {"label": "snow or ice", "instance_id": "6c2138e0", "mask_svg": "<svg viewBox=\"0 0 264 264\" xmlns=\"http://www.w3.org/2000/svg\"><path fill=\"white\" fill-rule=\"evenodd\" d=\"M210 3L212 4V7L215 11H219L223 7H228L231 9V11L228 13L227 21L229 22L232 19L239 18L244 23H248L249 21H254L255 25L259 26L261 35H264V0H259V3H256L255 0H250V8L245 7L243 0H240L237 4L232 5H223L219 2V0H210ZM160 5H162V10L160 8ZM199 6V0H196V3H188L185 5L184 0H124L123 7L121 6L120 0H116L114 4L107 5L106 7L108 9H111L113 12H115L117 9H120L121 12H123V8H145L150 9L151 13L155 16H158L155 22V29L157 32L163 31V26L166 24L169 27V31L164 32L163 35L160 37L161 41L167 45L170 40L173 39V37L176 35L177 32L182 31L183 27H187L188 21L193 20V22L199 24L200 23V16L204 13L201 12L199 15L193 16V10L194 8ZM202 7L206 10L208 8V4L202 5ZM86 10H91L90 7L86 6ZM98 10L104 11L105 7L100 6L98 7ZM57 12H59V8L56 9ZM186 13V14H185ZM47 14L48 17H51L53 15V7L49 3V0H4L3 3H0V30L7 31L10 29V31L7 32V38L0 37V88L4 86V72L13 66V61H15L16 65L19 66L21 64L25 63L26 59H32L34 60L36 57H50V53H46L42 49V45L44 44H53V40L51 38L46 40H40L38 41L35 46L32 45V38H30L28 35L24 34L27 32H33L37 34H43L45 32V28L41 26L42 22L45 20V15ZM148 13H144V17L147 18ZM259 18V19H258ZM129 22L135 23V21L128 17ZM24 21H28V23H24ZM181 21H184V24H181ZM58 23V21H52V23L48 26V33L49 37L54 35L53 28ZM78 27H84V25H79ZM139 27L146 28V25H140ZM239 30V27L237 28ZM139 33L134 32L133 35H138ZM13 35L16 37L14 40L12 37ZM124 35H127L125 33ZM190 35V38L193 41L192 47L195 49L199 48V43L197 42L195 34H185ZM21 41H23L25 44L28 45V50L25 51L22 47ZM147 47V41L144 40L143 43L137 44L138 51H143L144 48ZM179 45H171L170 51H173L176 48H179ZM261 48L264 49V45H261ZM2 50H13L12 55L5 56L2 53ZM184 52H188L189 50L187 48L183 49ZM151 54V52H149ZM21 56H23L25 59L22 60ZM176 58L175 56L173 57ZM51 62L50 59H43L42 63L45 65H48ZM199 63V61H197ZM261 70H264V63H261ZM45 73L49 71L47 67L44 69ZM99 71V69H98ZM181 71H191V67L183 68ZM207 79V77H205ZM152 80L154 83H156L158 93L164 92L166 89L159 85L158 82L155 81V77H152ZM9 84L13 83L11 79H9ZM16 83H19V80L16 81ZM196 95H201V93L197 92ZM175 103V102H173ZM176 107L182 108L183 105L177 104ZM16 118L12 115H9L6 120H0V126H7L9 129H11V125L15 122ZM175 122L173 121V124ZM11 134L9 133H0V139L3 138L4 135ZM69 135L72 137H76L78 135L77 132H72ZM133 135H139L137 133H133ZM177 139L174 137V140ZM87 142V141H86ZM24 143H32V141H25ZM173 148L175 147L173 143ZM157 155H159V151H157ZM11 157H9V160ZM161 160H163V156L160 157ZM165 167L169 171V182H171V168L172 164L171 162H168ZM89 175H91V172H88V170H85ZM177 179H180L179 177ZM63 183V181H61ZM5 193H7L8 189L4 188ZM35 191V190H34ZM82 191V190H81ZM175 188L172 189L173 195H175ZM16 194L13 193V196ZM65 196H67V193H64ZM193 195H195V190H193ZM185 196H187V193H185ZM243 196V194H242ZM246 198V197H245ZM43 203L44 201H40ZM176 203L180 205V209L182 210L184 216H183V223L190 224L192 227L199 226V235L200 240L199 243L195 240H192L191 234H188L185 239L192 241L193 248L192 249H185L183 247H180L178 250L180 252H187L189 255L192 254L194 251L195 254L198 256L199 260L194 262L193 259L184 258L182 260H168L164 261L163 257L165 256V253H172L176 251L175 249L168 248L165 251L159 252L157 254L158 258L161 260V264H200L202 261V264H216V261L214 258L210 255L212 251L215 250L216 245L215 242L212 240L205 242L203 239V224L200 222V218L198 215V210L194 211L191 207H186L182 203V198L177 196L176 197ZM75 207V206H73ZM166 209L172 208V203L169 202L165 205ZM0 211L4 212V215H0V222H3L5 224L8 223L7 219L4 218L5 215H7V212L4 210V205L0 204ZM170 215L169 212H165L164 217H161L162 220L165 219V217H168ZM180 213L173 212L171 213V218L176 219ZM8 229L5 228L4 232L5 235L3 236L4 240H13L16 239L14 236L8 235ZM177 231H181L180 228L177 229ZM261 235H264V229H261ZM169 241L165 240L164 243L167 244ZM259 242L258 237H253L251 244L255 245ZM9 247H15V245H7L5 246V251H7V248ZM145 251H149L146 249ZM261 255L264 256V248H261ZM76 253L83 257L85 255L84 252L80 251L79 248H77ZM225 254L221 253V256L223 257ZM241 255H243V252H241ZM254 253L249 252L247 256L246 262L243 260H237L236 264H264V259H254ZM229 258H232L229 255ZM0 264H16L14 258H9L8 260L0 259ZM69 264H72V262H69ZM145 264H148V261H145Z\"/></svg>", "mask_w": 264, "mask_h": 264}]
</instances>
